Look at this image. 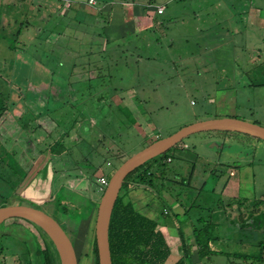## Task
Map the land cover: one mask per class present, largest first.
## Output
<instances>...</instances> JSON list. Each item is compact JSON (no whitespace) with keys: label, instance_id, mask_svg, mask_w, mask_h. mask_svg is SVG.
Masks as SVG:
<instances>
[{"label":"rangeland","instance_id":"rangeland-1","mask_svg":"<svg viewBox=\"0 0 264 264\" xmlns=\"http://www.w3.org/2000/svg\"><path fill=\"white\" fill-rule=\"evenodd\" d=\"M13 1L20 3L10 7L14 13L9 14L7 25L11 29L15 26V36L4 37L2 33L0 42V153L10 162L6 172L0 174V206L14 200L23 202L14 197V188L32 160L34 191L41 195L27 193V198L38 202L26 201L60 223L73 244L77 264H94V231L89 230L87 220L65 222L58 216L57 208L64 206L70 217L88 215V208L66 196L64 184L68 192L87 197L91 194V199L99 194L100 198L102 192L94 189L101 186L103 191L106 184H101L99 177L108 181L125 158L147 143L199 119L232 115L264 125V85L252 84L264 81V27L251 23V13L244 12L254 4L264 5V0H95L94 4L88 0ZM29 3L35 12L25 17L21 10ZM224 3L237 12L230 13ZM105 5L112 10L100 11ZM74 8L75 13L71 11ZM91 8L100 11L95 18L87 13ZM228 13L231 16L226 23L201 25L208 14ZM77 21L88 25L83 28ZM101 24L111 31L98 28ZM55 26L62 29L56 42L49 34ZM17 29L21 30L15 33ZM107 37L113 40L107 41ZM41 69L43 75L38 73ZM31 113L37 115L39 123L35 122L30 144ZM62 133L61 142L67 148L64 151L56 141ZM26 145L30 147L24 156L21 150ZM165 152L171 161L162 162L158 157L149 163L161 176L168 177L172 185L169 190L176 197L156 187V176L150 190L137 187L130 192L136 208L158 222L163 221L160 211H165L161 198L177 210L179 218L187 219L177 199L185 205L193 203L196 208L190 214L204 218L208 213L205 206L216 205L217 200L231 209L233 203L216 198L211 190L219 189L224 180L223 193L228 197L238 194L232 165L248 172L242 178L243 183L248 181L244 188L252 198L259 201L264 196L262 139L238 132L200 131ZM69 179L77 180L76 184L67 183ZM201 182L204 184L198 193L196 187ZM158 191L161 196L156 195ZM206 195L212 200L207 201ZM248 207L251 205L244 209ZM263 209L264 205L258 206L257 211ZM11 218L0 223V264H40L35 253L41 244L36 235L38 226L26 219ZM236 221L233 216L216 229L223 234L225 226L231 228ZM237 222L242 225L237 234H245L244 243H234L236 236L227 237V233L222 244L213 243L215 252L198 260L190 221L184 220L188 242L193 244L192 264H244L231 252L256 250L247 239L253 216L247 213ZM162 227L166 237L170 232L173 235L168 237L171 253L167 258L173 261L181 254L179 239L168 220ZM56 260L59 264L57 255Z\"/></svg>","mask_w":264,"mask_h":264},{"label":"trees","instance_id":"trees-1","mask_svg":"<svg viewBox=\"0 0 264 264\" xmlns=\"http://www.w3.org/2000/svg\"><path fill=\"white\" fill-rule=\"evenodd\" d=\"M223 132L232 133L231 131ZM158 157H160V161L162 162L164 160L171 161L168 152L159 154L134 168L122 181L119 193L111 211L108 227V241L112 264H165V262L169 260L167 258L171 253V249L164 233L158 227L159 222L140 212L136 208L133 199L130 198V192L137 189V187H143L150 190L155 183L153 180L155 176L158 181L156 187L170 191L169 193L173 195V197H176V195L172 194L171 190H169L172 188V185L171 181L169 182L168 177L161 176L149 163L150 160H156ZM192 168L193 167L191 166L190 170H192ZM188 175H190V173ZM179 183L182 187L185 185V183ZM197 192L199 193V190ZM156 195L161 196L159 191ZM161 200L163 202V210L165 209V211H160L161 216L166 219L169 218V222L174 224L173 226L175 227L181 247V254L178 257L176 256L171 264H187V262L192 259L191 251L193 244L195 246V254L198 257V260H200L204 255L216 251L212 247L214 242L227 238L221 235L216 229L218 224L212 220V217L210 216L211 213H207L206 218L200 215L194 216L190 214V211L196 208L194 207V204L191 203L185 205L177 199V203L182 208V211L186 213L187 218L190 221L193 244L188 242L187 238L190 237V235L186 233L182 226L184 218L179 219L177 216L179 213L177 211L170 212V204L165 202V199L163 200L161 198ZM228 200L230 203L237 202L236 204L240 201L235 197H231V199ZM253 205H255V209H257L258 206L264 205V199L253 201ZM195 206H198V204ZM65 208L66 206H64L63 209H57L66 213ZM213 209L217 208L215 207ZM262 211V216H255V218L258 217L256 220L260 219L262 221L261 224H264V209ZM241 217L243 216L238 213V219L236 220L239 221ZM245 217L246 216H244V218ZM16 218L20 217H13L11 219L15 220ZM253 221H255L254 216ZM239 225L241 224H238L237 228H240L242 231V226L240 227ZM245 230L243 232H245ZM250 233L253 234V232L250 231L248 237H250ZM36 235L41 241L38 250L35 252L40 257V264H58L56 260L57 254L54 255L56 251L53 250L54 248L45 234L37 227ZM250 242L252 243L250 245L256 246L254 252L244 253L234 251L231 253H233L234 257L240 258L244 264H256V262L262 263L264 261V230L256 239L251 235ZM91 250L94 254V264H98L94 236L92 238Z\"/></svg>","mask_w":264,"mask_h":264},{"label":"crops","instance_id":"crops-1","mask_svg":"<svg viewBox=\"0 0 264 264\" xmlns=\"http://www.w3.org/2000/svg\"><path fill=\"white\" fill-rule=\"evenodd\" d=\"M50 2H52V0H50ZM17 3H20V1H13V0H0V6H2L3 5V7L5 8V9H2V10H4L3 12H2V10L0 11V15H2V17H1V19H0V35H1V38H0V42H1V39L3 38V35H2V33H4V37H6V35H9L10 36V34H12V36H15V34H14V32H13V29L15 28V26L11 29L7 24H9V20H10V18H9V14L10 13H14V11H11V9H10V7L11 8H13V6H15ZM261 5H257V4H254V5H252V6H250L249 8H248V10H246V11H244V12H246V13H251V15H249V17L253 20V21H251V23H254V25L256 24V25H258V26H262V27H264V5H263V3H260ZM135 5L136 4H133L132 6H131V11H133L134 10V8H135ZM152 5V8H153V4H151ZM150 5V6H151ZM130 6V5H129ZM149 6V5H148ZM224 6L225 7H227L226 5H225V3H224ZM252 7V8H251ZM43 8H47L46 6H44ZM228 8V7H227ZM83 9V8H82ZM101 10L100 11H107V9L109 10V12L112 10V7L111 6H108V5H105V6H103V7H101L100 8ZM122 9H125L124 7L122 8ZM146 9L149 11L150 9H149V7H146ZM232 9V10H231ZM228 10H229V12L230 13H232V11H235V8H233V7H230V8H228ZM72 12H74L75 13V11H76V8H74V9H72L71 10ZM100 11H98V9H93V8H91V9H89V10H87V13H91L94 17L93 18H95L96 17V15L100 12ZM147 11V12H148ZM21 12H23L24 13V15H25V17L26 16H29V15H31L33 12H35V10H34V7L29 3V4H26V8L22 11L21 10ZM141 12H142V10H141ZM235 12H237V11H235ZM238 12H242V11H238ZM230 13H228V14H226V15H221V16H219V15H217V14H214V15H212V16H209V14L207 15L208 17L206 18L207 20H204V22L203 23H201V25H204L205 26V24H206V26H208V25H212V26H219L221 23H226V18L229 20L230 19ZM5 16H6V18H5ZM142 18L144 17V16H141ZM13 21H16L15 20V17L12 19ZM43 22H44V20H43ZM22 23V22H21ZM77 23H78V21H77ZM235 23V22H234ZM258 23V24H257ZM232 23L231 22H229V25H231ZM78 25H83V28L84 27H86L87 25H88V23L87 22H83V23H78ZM200 25V24H199ZM252 25V24H251ZM22 27V25L20 26V28ZM203 26H201V28H202ZM40 29L39 30H42V26L41 27H39ZM98 28H102V30L104 31V32H106V30H109L110 29V31H111V28L110 27H108L107 29H106V27H104V25L103 24H101V25H99L98 26ZM20 30L21 29H17L16 30V32L15 33H17V32H20ZM62 29L61 28H59L58 26H55L54 28H50L49 29V34L51 35L50 37L54 40V42H56V40H58V38H61V37H59L60 36V34H62V31H61ZM56 31H57V33H56ZM49 37V38H50ZM58 37V38H57ZM49 38L47 39V40H49ZM47 40H46V42H47ZM110 40H113V39H109L108 37H107V41H110ZM48 43V42H47ZM106 44V43H105ZM3 45V44H2ZM40 75H43L44 74V71H43V69H41L40 70V72H38ZM252 84H254V85H264V81H260V82H258V83H252ZM10 92H11V90H10ZM2 93V91L0 90V95H2L1 94ZM4 96V95H3ZM217 104L218 105H220V102L218 101L217 102ZM32 114V113H31ZM32 117H33V122L32 123H29L28 125H29V127H30V129H28V131H30L29 132V141H30V144H31V142L34 140L33 138H32V136H31V133H32V131H33V127H34V125L36 124V123H39L38 122V120L36 119V117H37V115H34V114H32ZM36 122V123H35ZM22 133H25V132H22ZM65 134V133H64ZM63 133L62 134H59V137L58 138H56V141H59L60 143H61V145H62V151H64L65 149H67L66 148V146H64L63 144H62V139H63ZM0 138H1V134H0ZM15 140H17V138L15 139ZM38 142V141H37ZM43 143V142H42ZM59 145V144H58ZM57 145V146H58ZM30 147V145H26L25 146V148H24V146H23V149L21 150V153H22V151L24 152L22 155H24V156H26L27 154L25 153L26 152V150H28V148ZM42 147H45V146H43V145H41V148ZM59 149V146L57 147V150ZM44 150V149H43ZM43 150H41V152H45V151H43ZM0 151H1V149H0ZM48 149H47V153H46V155H48ZM59 151V150H58ZM50 152V151H49ZM59 153H60V151H59ZM41 155L43 154V153H40ZM45 154V153H44ZM43 154V156L45 157V155ZM43 156H41V157H43ZM23 158V157H22ZM33 158V157H32ZM41 159V158H40ZM40 161L41 160H39V163H40ZM31 165L30 166H28V168H26L25 167V169H23L22 171H24V172H22L23 173V175H22V178H23V180L21 179V181H20V179L18 180V184L16 185V187L14 188V197L16 196L17 198H21L22 200H23V204H29V205H33V204H31V203H29V202H27V201H34V202H38V201H36V199H33V198H27L26 197V195H27V193H30V192H32L33 194H36L37 196H39V195H41V193H39L38 191H34V187H36L35 185H36V183H34L35 182V180H34V178H33V176H32V171L35 169V168H33L32 167V160H31V163H30ZM233 164H235V163H233ZM228 165H231V164H228ZM10 167V162L7 160V158L6 157H3L2 155H1V153H0V174H2V173H4V172H6V171H4V169L5 168H9ZM32 167V168H31ZM232 167H234L235 169H236V174L233 176V177H235V178H233V179H235V183H236V186H237V192H238V194L236 195V196H230V197H228V196H226L227 194H224L223 193V191H222V184L224 183V180L222 181V183L219 185V189H214V188H212V190H211V193L213 192V194L216 196V198H220L221 197V200H222V198H226V199H231V197H235V198H238L240 201H238V204H236L237 202H234L233 203V207L231 208V209H229V207H227L226 205H224V203L223 202H221L220 200H217V201H219V202H217V204L216 205H214V203H213V206H210V205H208V206H205V208H206V210H207V212L208 213H211V217H212V220L213 221H215L218 225L220 224H223L222 222L224 221V220H226V219H228V218H232L233 219V216L235 217V219H237V216H238V213H239V215H244V216H247V213H248V216H254V220L255 221H253V223H252V226L249 228V229H247V231H252L253 232V234H252V237L253 238H258V236L261 234V232L264 230V224H261L262 223V221L260 220V219H257L256 220V218H258V217H256L255 218V216H262V212L263 211H261V212H258L257 211V209H255V205H253V201H255L256 199L255 198H252L251 197V193H250V191H248L246 188H244V186H246V184L245 183H248V181L247 182H245V183H243V176L245 177V175L248 173V172H244V171H241L240 169H239V167H237V165H235V166H233L232 165ZM33 169V170H32ZM64 172H67V170L66 171H62V173H64ZM189 173L191 172L192 173V171L190 170V171H188ZM190 173V174H191ZM210 173H212V171H210ZM226 174H227V172H226ZM227 176H228V174H227ZM3 177H1V179H2ZM73 180H75V179H73ZM72 179L70 180H67V183H70V182H72L73 181ZM22 181H23V183H22ZM77 181V180H76ZM76 181H73V183L74 184H70V185H75L76 184ZM21 182V183H20ZM79 182V181H78ZM204 184V182L202 183H199V187H196V190L198 191H200L201 189H202V185ZM78 186H80V185H78L77 184V187ZM84 187H87L86 185H83ZM65 187V188H64ZM76 187V186H75ZM66 188H68V186H65V184H64V186H63V190H64V192H65V194H66V196H69V198H71V200H76V201H78L80 204H82L83 206H85L86 208H88V215L87 216H84L83 218H81L80 217V215L79 214H77L76 216H72V217H70V214H67V207L65 208V211H66V213L65 212H62V211H58L59 213H58V216L60 215V218H62V220L63 221H65V222H70V221H73V220H76V221H84V220H87V222H88V224L89 225H91L90 226V228H89V230H91V229H93V231H94V221H95V215H96V208H97V204H98V199H99V194H94V197L93 196H91L92 197V199L90 198V195H89V197H87V196H84V195H81L82 193H80V192H77V191H74L73 193H71V192H68V189H66ZM39 188H36V190H38ZM80 190V189H79ZM94 190H96L95 192L96 193H99V192H102V189H101V186H97V188H95ZM202 191V190H201ZM95 192H93V193H95ZM92 193V194H93ZM207 193V192H206ZM205 193V194H206ZM70 194H71V196H70ZM19 196V197H18ZM207 199V201H210V200H212V199H210L207 195L205 196ZM52 198V197H51ZM212 198H213V196H212ZM261 199H264V196L263 195H261ZM27 200V201H26ZM216 201V200H215ZM49 202V201H48ZM48 202H46V203H48ZM13 203H18V202H16V200H14V202ZM39 203H42V202H39ZM8 204H10V203H8ZM177 205H179L178 203H177ZM245 205H247V206H249V205H251V207H248V208H250L249 210H247V208L246 209H244L245 208ZM35 206V205H34ZM170 207L173 209L172 210V212L173 211H175L174 210V207L173 206H171L170 205ZM204 207V206H203ZM217 208V209H213V208ZM246 210V211H245ZM177 211V210H176ZM245 212V213H244ZM184 217H187V215L186 216H184ZM179 218V217H178ZM241 218H244V217H241ZM179 219H181V218H179ZM264 219V218H263ZM168 220V224L170 225V226H172V225H174V224H171L170 222H169V219H167ZM166 220V218H163V221L162 222H159V225H158V227L162 230V232L164 231L163 230V227H162V225H164L165 224V221H167ZM184 220H188V218L186 219V218H184ZM183 220V221H184ZM240 220V219H239ZM182 221V222H183ZM233 221V220H232ZM160 223L162 224V225H160ZM93 224V225H92ZM237 221H236V225H234V223H232V225H233V227H231L230 228V225H227V226H225V232L223 233V234H221V230H220V234L221 235H223V236H225L227 233L229 234H227L226 236L228 237V236H236L235 238H234V240H235V242L234 243H236V244H239V245H241L242 243H244L243 242V238H242V234H243V236H245L244 235V233H241V234H237V233H239L238 231L240 230V228H237ZM240 227L242 226V225H239ZM174 227V226H173ZM242 228V227H241ZM172 229V228H171ZM183 229H184V227H183ZM239 229V230H238ZM89 232V231H88ZM164 233V236L166 237V234H165V232H163ZM169 233V232H168ZM175 233H176V231H175ZM187 233V232H186ZM177 235V234H176ZM93 236H94V233H93ZM169 236H173L172 235V232H170V234L168 235V237ZM168 237H166V240H167V242H168V244L170 243L169 242V240H168ZM237 238V239H236ZM247 239H249L250 240V237H247ZM217 243H223V240H218V241H216ZM249 242V245L250 244H252L250 241H248ZM216 243V244H217ZM219 248V247H218ZM219 250V249H218ZM226 252V251H223V250H219V252ZM263 256H264V252H263ZM191 261V262H190ZM189 262H187V264H192V262H193V260H190ZM264 262V261H263ZM172 263V261L171 260H169V261H166L165 262V264H171ZM194 264H199L198 263V261L196 262V263H194Z\"/></svg>","mask_w":264,"mask_h":264},{"label":"water","instance_id":"water-1","mask_svg":"<svg viewBox=\"0 0 264 264\" xmlns=\"http://www.w3.org/2000/svg\"><path fill=\"white\" fill-rule=\"evenodd\" d=\"M200 131H231L264 140V125L237 116L223 115L199 119L158 137L125 158L110 175L98 200L94 221V239L98 264H112L108 227L111 211L125 176L146 160L164 153L189 134ZM10 217L31 221L45 233L58 256L59 264H77L73 244L60 223L45 210L34 205L10 203L0 206V223Z\"/></svg>","mask_w":264,"mask_h":264},{"label":"built area","instance_id":"built-area-1","mask_svg":"<svg viewBox=\"0 0 264 264\" xmlns=\"http://www.w3.org/2000/svg\"><path fill=\"white\" fill-rule=\"evenodd\" d=\"M88 2L94 4V3H95V0H88ZM68 3H69V2H68ZM160 10H162V8H161ZM98 180H99V182H100L101 184H104V185H105V184L107 183L106 178H104L103 176L99 177ZM101 189H102V187H101Z\"/></svg>","mask_w":264,"mask_h":264}]
</instances>
